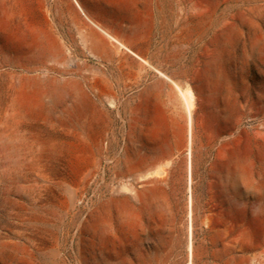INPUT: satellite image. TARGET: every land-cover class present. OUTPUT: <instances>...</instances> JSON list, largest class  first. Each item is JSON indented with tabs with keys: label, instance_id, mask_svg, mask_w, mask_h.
Wrapping results in <instances>:
<instances>
[{
	"label": "rangeland",
	"instance_id": "rangeland-1",
	"mask_svg": "<svg viewBox=\"0 0 264 264\" xmlns=\"http://www.w3.org/2000/svg\"><path fill=\"white\" fill-rule=\"evenodd\" d=\"M52 1L0 0V264H264V0H69L85 53Z\"/></svg>",
	"mask_w": 264,
	"mask_h": 264
},
{
	"label": "crops",
	"instance_id": "crops-1",
	"mask_svg": "<svg viewBox=\"0 0 264 264\" xmlns=\"http://www.w3.org/2000/svg\"><path fill=\"white\" fill-rule=\"evenodd\" d=\"M85 10V0H78ZM52 4L58 6L61 9L60 15L65 17L60 22L62 25H66L67 32H76V36L78 35V41H80L79 47L83 50L82 53H85V18L83 15L75 8L70 6L69 0H56L52 1ZM62 6V7H61ZM76 22L79 23V26L76 25ZM64 27H57L50 19L44 21V25L39 28V31H44L49 33L51 36L50 42L51 45L54 46L57 51L58 55L55 58L52 57H45L43 60L39 59L40 63H77L80 60L77 59L75 55L71 52V46L67 43V38L60 34V32H64ZM75 36V37H76ZM77 38V37H76ZM28 63H36V60H27ZM59 81H67L63 82L62 85H66L68 83L69 88L76 90L77 83L76 81L72 80L71 77H60L58 78ZM66 83V84H65ZM76 85V86H75ZM67 87V85H66Z\"/></svg>",
	"mask_w": 264,
	"mask_h": 264
},
{
	"label": "bare ground",
	"instance_id": "bare-ground-1",
	"mask_svg": "<svg viewBox=\"0 0 264 264\" xmlns=\"http://www.w3.org/2000/svg\"><path fill=\"white\" fill-rule=\"evenodd\" d=\"M75 5L79 8V10L81 11L82 9L80 8L78 2L76 0H72ZM82 14L84 15L85 18L86 15L85 13L82 11ZM89 20V19H87ZM90 21V20H89ZM98 28V27H97ZM99 29V28H98ZM100 30V29H99ZM42 33V32H41ZM40 34V33H39ZM44 34V32H43ZM105 34V33H104ZM42 35V34H41ZM46 35V38L48 37V34H45ZM107 37H109L111 40H113L118 46L120 47H125L124 45H122L120 42H118L116 39L110 37L109 35L105 34ZM91 36L96 38V34L94 32H91ZM41 37V36H40ZM48 39V38H47ZM98 41V45L99 44H103V42H100L99 39H97ZM45 42V41H44ZM100 42V43H99ZM45 44V43H44ZM42 45V44H41ZM49 45V44H48ZM40 46V45H39ZM45 47V45H44ZM42 49V48H41ZM39 50V49H38ZM42 52H45L42 50ZM41 53V52H40ZM45 54V53H44ZM54 52L50 49V52H49V55H53ZM35 55H36V52H35ZM47 55V54H46ZM47 57V56H46ZM39 58V57H38ZM45 58V57H44ZM38 60V59H37ZM158 72V71H157ZM161 76H163L164 78L168 79L164 74L158 72ZM169 80V79H168ZM53 82V81H52ZM58 82V81H57ZM172 82V81H171ZM26 83V82H25ZM43 83V82H42ZM44 84V83H43ZM49 84L50 81H49ZM57 84V85H56ZM66 84V83H65ZM68 84H71V83H68ZM67 85V88H69V85ZM46 85V84H45ZM66 85H62V86H59L58 83H53V88H52V92H49L50 93V97L49 98L50 100L52 99V104L55 103V101L57 100V102H61L67 95L66 91L64 88H66ZM173 85L175 86V88L178 90L179 94H180V97H181V100H182V104H183V107H184V110L186 112V118H187V127H188V130H187V134H188V139H187V148L189 149L190 148V133H191V111H192V107H193V99H192V95H191V92L189 90H182L179 86H177L176 84L173 83ZM28 87V85H26ZM76 86V85H75ZM23 87V86H22ZM29 87L32 88V97H35V98H39L41 96V93H40V87H41V84L39 82H37L36 80L31 82V85H29ZM28 87V88H29ZM47 87V86H46ZM158 86H150L148 88V93L149 94H153L154 93V90H156L155 88H157ZM77 89V88H76ZM44 90V89H43ZM48 90V89H47ZM50 90V89H49ZM71 90V89H70ZM27 91V90H25ZM30 91V90H29ZM28 91V92H29ZM69 91V90H68ZM67 91V92H68ZM78 91H76L77 93ZM46 93V92H45ZM73 93V92H71ZM70 92L68 93L69 95L71 94ZM48 94V93H47ZM30 95V94H29ZM72 95V94H71ZM76 95V94H75ZM68 98V97H67ZM40 100V98L38 99ZM37 101V100H36ZM41 102V101H40ZM56 105V104H55ZM53 106V105H52ZM51 106V107H52ZM51 107H48V108H51ZM52 109V108H51ZM239 165V163H238ZM238 167V166H237ZM242 168V167H241ZM240 168V169H241ZM239 170V169H238ZM154 174H156L157 176H161L163 174V171H157L155 173H149L147 174L146 176L147 177H152ZM145 177V178H147ZM241 180V179H240ZM239 182V181H238ZM237 183V181H236ZM156 195V191H155V187L154 185H152V187L150 188H143L141 191L137 192L135 194V199L140 203H145L146 201L150 200L152 197H154ZM239 238L240 240L244 241V240H248L249 239V235L247 232H244L242 231L241 233H239Z\"/></svg>",
	"mask_w": 264,
	"mask_h": 264
}]
</instances>
